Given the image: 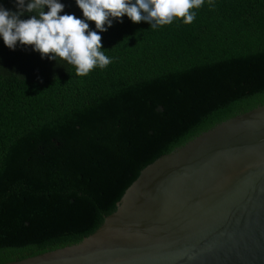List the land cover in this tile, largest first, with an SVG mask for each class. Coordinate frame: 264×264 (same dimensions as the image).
Segmentation results:
<instances>
[{
	"label": "trees",
	"instance_id": "16d2710c",
	"mask_svg": "<svg viewBox=\"0 0 264 264\" xmlns=\"http://www.w3.org/2000/svg\"><path fill=\"white\" fill-rule=\"evenodd\" d=\"M59 2L84 19L76 0ZM192 11L191 24L156 28L113 18L100 32L111 63L84 76L0 37V248L83 236L147 164L264 104V0Z\"/></svg>",
	"mask_w": 264,
	"mask_h": 264
},
{
	"label": "water",
	"instance_id": "95a60500",
	"mask_svg": "<svg viewBox=\"0 0 264 264\" xmlns=\"http://www.w3.org/2000/svg\"><path fill=\"white\" fill-rule=\"evenodd\" d=\"M0 264H264V104L147 164L83 236Z\"/></svg>",
	"mask_w": 264,
	"mask_h": 264
},
{
	"label": "clouds",
	"instance_id": "9594fccd",
	"mask_svg": "<svg viewBox=\"0 0 264 264\" xmlns=\"http://www.w3.org/2000/svg\"><path fill=\"white\" fill-rule=\"evenodd\" d=\"M16 3L15 12L0 6V37L4 44L10 49L17 42L33 46L42 57L64 60L75 67L77 75L84 76L97 66L104 68L111 63L102 51L100 32L107 30L106 24L111 26L113 18L127 15L133 23L146 21L151 28L170 24L174 18L191 24L195 19L192 9L203 6L204 0H76L84 19L61 15L65 6L59 0ZM25 12L34 15L22 19ZM87 21H93L99 31L90 30Z\"/></svg>",
	"mask_w": 264,
	"mask_h": 264
}]
</instances>
